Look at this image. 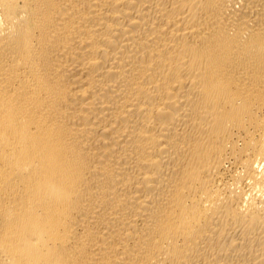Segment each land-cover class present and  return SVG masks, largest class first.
Segmentation results:
<instances>
[{
  "label": "bare ground",
  "instance_id": "1",
  "mask_svg": "<svg viewBox=\"0 0 264 264\" xmlns=\"http://www.w3.org/2000/svg\"><path fill=\"white\" fill-rule=\"evenodd\" d=\"M0 264H264V0H0Z\"/></svg>",
  "mask_w": 264,
  "mask_h": 264
}]
</instances>
